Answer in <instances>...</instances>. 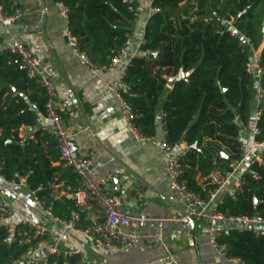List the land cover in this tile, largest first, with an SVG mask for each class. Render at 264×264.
<instances>
[{
	"label": "trees",
	"instance_id": "trees-1",
	"mask_svg": "<svg viewBox=\"0 0 264 264\" xmlns=\"http://www.w3.org/2000/svg\"><path fill=\"white\" fill-rule=\"evenodd\" d=\"M1 1L9 10V0ZM130 1L57 0L68 9L71 33L81 51L97 67L112 66L131 39L130 28L137 18L130 8L139 2ZM192 3H197V10ZM205 5L208 9H204ZM151 7L153 13L140 47L142 55L135 57L125 71L129 91L124 97L140 133L156 139L158 107L166 92L167 77H176L181 71L191 73L187 81L174 85L163 103V125L166 142L173 149L186 144L191 150L183 157L185 179L193 191L208 199L216 188L209 182L212 172L232 173L242 159L239 135L253 120L252 102L259 85L264 90V75L261 82L255 79L248 68L253 62L252 53L241 38L233 36L228 22L259 49L264 41V0H153ZM151 54L159 57L151 59ZM261 59L264 69V50ZM21 65L16 55L3 49L0 38V74L13 85L23 81L41 91L46 116V93L28 78ZM37 120L24 104L0 108V175L7 183L19 184L25 178L27 186L45 209L52 210L55 219L69 222L75 213L84 217L71 200L55 198L59 192L78 189L80 180L63 168L58 142L51 133H38L35 141L22 144L20 128L35 127ZM258 129L255 142L262 144L264 103ZM8 140L13 144L8 145ZM43 142L49 145L51 159L42 148ZM194 146L197 148L192 150ZM223 153L229 158H224ZM198 174L205 179L204 189L195 180ZM242 179V192L236 198L224 196L217 210L228 216L264 217V158L255 161ZM62 183L64 187H60ZM220 244L226 246L231 259L243 264H264V238L257 234L235 230ZM27 249L11 243L7 226L0 227V264H21ZM47 264L88 263L80 254H74L68 259L48 256Z\"/></svg>",
	"mask_w": 264,
	"mask_h": 264
},
{
	"label": "crops",
	"instance_id": "crops-1",
	"mask_svg": "<svg viewBox=\"0 0 264 264\" xmlns=\"http://www.w3.org/2000/svg\"><path fill=\"white\" fill-rule=\"evenodd\" d=\"M148 9L153 0H140ZM212 3V2H211ZM210 3V4H211ZM197 10V3H192ZM219 6V5H217ZM23 18L17 29L0 26V38L3 49H8L14 42H19L38 54L42 68L53 79L58 93V107L63 114L64 123L74 137L83 154L92 155V171L98 176L109 175L111 181L106 186L109 196L119 199L123 208L136 214L178 215L184 213V207L171 193L168 186L166 156L162 150L150 143H138L128 134L120 108L111 98L107 86L115 81L127 68L129 62L138 57L143 43L145 28L150 13L140 15L133 23L131 46L120 57L117 64L105 68L98 66L91 69L75 58L67 44L71 32L68 18L62 15L57 0H21ZM208 9V5L204 6ZM212 8V7H211ZM194 10V11H195ZM263 52V51H262ZM262 54V53H261ZM172 89L166 88L158 107V130L156 141L163 138V103ZM45 97L41 91L21 81L13 85L0 74V108L24 104L29 112L37 117L33 136L26 140L28 127L20 128V139L26 145L35 141L38 133H50V123L43 113ZM257 109V98L252 102V112ZM22 112V114H24ZM246 144L257 155L264 146L257 147L250 123L246 129ZM11 143H8L10 142ZM7 144H13L8 140ZM42 148L49 159L48 143ZM179 153L186 156L191 151L186 144H181ZM226 155V154H222ZM224 157V156H223ZM229 158L228 155L224 157ZM247 167L239 169L243 175ZM198 186L205 188V179L200 174L195 178ZM7 183L0 175V195ZM64 187V183L60 185ZM223 191L220 198L227 195ZM64 192L55 195L61 199ZM7 198L15 207V213L3 225L11 227L20 222H35L47 225L53 233L62 229L54 224L39 209L33 192L27 185L13 187ZM156 227H148L142 232L143 246L135 251L113 252L97 248L91 236L78 230L69 232L68 246L80 254L88 264H164L165 257L150 252L146 248L147 235L157 232ZM210 227L206 222H195L190 228L170 227L165 231V238L172 252L181 264H231L222 258L209 241ZM51 235L39 241L35 255L43 263L50 254Z\"/></svg>",
	"mask_w": 264,
	"mask_h": 264
},
{
	"label": "built area",
	"instance_id": "built-area-1",
	"mask_svg": "<svg viewBox=\"0 0 264 264\" xmlns=\"http://www.w3.org/2000/svg\"><path fill=\"white\" fill-rule=\"evenodd\" d=\"M133 2L134 0L130 1V3ZM135 2H139V4L136 7H131L130 11L136 18L146 12L150 13V15L153 13L152 7L147 9L140 0H135ZM20 4L21 0H9L10 8L6 10L0 0V26L7 29H17L19 27L24 16ZM58 6L62 10V15L68 18V9L63 4H58ZM228 24L233 36L241 38L244 45L252 53L253 62L248 65V68L253 72L255 79L261 82L264 69L260 48L257 49L252 39L241 35L231 23L228 22ZM67 44L72 55L82 65L93 70L97 69V66L90 58L81 51L77 39L71 32L67 36ZM130 46L131 39L127 41L120 57ZM8 49L21 60V67L27 73L28 78L36 81L46 93V118L50 123V133L58 142L57 149L63 160V168L71 170L80 180V187L64 193L63 197L74 202L79 212L84 213V217L79 213H75L69 222L55 219L52 210L45 209L36 197V193L33 192L39 209L49 220L56 225H60L62 229L53 233L47 225L35 222H20L17 225L7 227L11 243L28 247L21 261L25 260L27 264H47V259L43 263L36 258L35 251L38 242L48 235L52 237L49 256H61L64 259H68L74 254H78L68 246V234L70 231L78 230L91 236L97 248L119 253L140 249L143 246L142 232L148 227H156L157 232L146 236V248L154 254L163 255L165 257L164 264H181L165 238V231L170 227L190 228L195 222H206L210 227V244L216 249L218 254L231 264H243L239 259L228 257L227 248L220 244V240L229 237L235 230L252 232L264 238V217L261 215L251 217L228 216L220 213L217 210V206L222 203L221 193L228 189V185L231 182H233V187L227 193L228 196L236 198L237 194L242 192L243 175H239V169L246 166L248 171L255 161H262L264 158V150H262L254 159H251L252 149L248 148L243 137L247 127L239 135V140L242 143V159L237 162L232 173L223 175L217 170L212 172L209 176V182L210 185L216 188L210 193L208 199H204L200 194L192 190L188 180L185 179L184 156L179 153L178 148L173 149L166 142L165 129L163 128L162 141L157 142L154 138L144 137L133 122L135 115L124 97L129 91L128 85L124 80L126 68L115 81L108 84L107 90L113 101L118 104L131 138L138 143H150L158 146L166 156L168 186L171 193L184 207V213L178 215H153L126 211L119 199L109 196L106 192V186L111 181V177L109 175L98 176L93 173V156L83 154L74 137L69 133L64 123L63 114L58 107V93L55 82L42 68L37 52L19 42L12 43ZM141 55L142 53L139 50L137 56L140 57ZM120 57L114 61L113 65L119 62ZM256 98L257 109L251 122L254 138L260 134L258 122L262 117V106L264 103V90L260 85L256 91ZM256 145L257 147H262L264 143H256ZM20 180L19 184L27 185L25 178ZM19 184L12 182L9 183L8 187H4L1 190L0 222L2 224L15 213V207L7 198V195L13 187H17ZM84 223L87 224L86 228L83 227Z\"/></svg>",
	"mask_w": 264,
	"mask_h": 264
},
{
	"label": "water",
	"instance_id": "water-1",
	"mask_svg": "<svg viewBox=\"0 0 264 264\" xmlns=\"http://www.w3.org/2000/svg\"><path fill=\"white\" fill-rule=\"evenodd\" d=\"M263 34H264V24H263ZM243 42V40H242ZM159 57V54H151L150 55V58L151 59H155V58H158ZM190 75L191 73H185L184 71H181L180 74L176 77H167V81H168V87L173 89L174 85L179 82V81H187L189 78H190ZM222 89V93H226V90L224 88H221ZM33 133H34V130L33 128H28L27 131H26V135H25V138L26 140H28L30 137L33 136ZM8 143H11L8 142ZM197 148V146H194L192 148V150H195ZM224 157H226V155H223ZM256 205L259 204L258 200L255 201ZM3 224L0 222V227L2 226ZM21 264H27L25 260H22L21 261Z\"/></svg>",
	"mask_w": 264,
	"mask_h": 264
},
{
	"label": "rangeland",
	"instance_id": "rangeland-1",
	"mask_svg": "<svg viewBox=\"0 0 264 264\" xmlns=\"http://www.w3.org/2000/svg\"><path fill=\"white\" fill-rule=\"evenodd\" d=\"M193 12V11H192ZM264 50V41H263V43H262V45H261V47H260V49H259V51H260V53H262V51ZM246 133L244 134V139L246 140ZM258 154V153H257ZM257 155H252V157H251V159H254L255 157H256Z\"/></svg>",
	"mask_w": 264,
	"mask_h": 264
}]
</instances>
